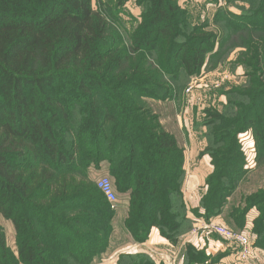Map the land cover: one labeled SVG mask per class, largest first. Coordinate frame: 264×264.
Instances as JSON below:
<instances>
[{"label": "trees", "instance_id": "obj_1", "mask_svg": "<svg viewBox=\"0 0 264 264\" xmlns=\"http://www.w3.org/2000/svg\"><path fill=\"white\" fill-rule=\"evenodd\" d=\"M136 1L143 3L141 22L126 41L102 0L96 8L92 0H0V215L15 231L12 249L0 225V264L101 259L116 205L90 169L104 165L113 189L127 194L123 229L133 241L144 242L155 227L174 243L194 224L188 212L207 222L222 216L247 172L240 133L252 131L257 161L264 159V0L242 14L218 10L214 22H224L226 35L191 26L176 0ZM233 35L244 51L253 46L242 59L249 84L228 104L234 114H210L212 170L199 205L189 209L183 148L146 98L176 97L218 52V41ZM255 207L251 245L264 250V189L227 219L246 233ZM183 255L182 264L223 257L210 259L190 244ZM116 264L162 263L136 252L120 254Z\"/></svg>", "mask_w": 264, "mask_h": 264}, {"label": "rangeland", "instance_id": "obj_2", "mask_svg": "<svg viewBox=\"0 0 264 264\" xmlns=\"http://www.w3.org/2000/svg\"><path fill=\"white\" fill-rule=\"evenodd\" d=\"M102 1L108 3L114 9L118 17V21H114L116 22L115 24L118 32L126 41L129 40V33L141 22L140 15L143 13V3L139 4L136 0ZM176 1L180 7L185 10L187 21L191 26L201 27L202 30L212 32L215 35H219V29H223L226 35L225 32H227V30L224 22H214L217 11L228 10L231 13L242 14L257 6L260 0ZM92 4L93 7L96 8V0H92ZM255 37H257V35ZM250 49L247 51H250ZM214 50H218L216 53L217 55L215 54L208 60L207 66L206 64L203 65L199 74L189 77L187 85L179 91L176 97L164 101L146 98L147 106H149L153 112L159 114L162 125L169 132L177 136L181 144H183L185 156L190 153L191 145L189 143L193 141L194 149L197 152V156L194 157V159L205 158L209 160V163L211 158L206 153V150L210 143L208 134L210 126L207 124L210 120V114L215 112L224 115L234 114L233 112H236L237 108L235 106L230 108L228 104L234 101L236 90L246 87L249 84V76L247 75L249 68H247L242 60L243 53H247V51H244V47L240 46V40L237 35H233V37L228 40L225 38V40L220 41V43L218 41V45L215 46ZM246 102V98H241V105ZM186 129L189 133L186 132ZM188 134H192L190 140ZM238 139L245 157L247 172L238 188L231 193L228 204L221 217L212 218L207 222L203 218L194 217L188 212L194 224L191 229L184 234L186 240H189V242L186 241L182 246L180 245L177 248L178 257L181 259L184 256L183 254L188 244L194 245L199 251H204L206 257L208 256L210 259L214 256L217 257L218 254L221 253L223 257L220 258L216 264H249V259L254 258L252 252V257L247 261L241 259L236 254V245L217 235L213 229L208 226V224L212 222L213 224L226 227L230 226L238 230L237 227L227 219L229 210L232 207L244 206L245 197L264 189V159L257 161L259 156L255 147V139L252 131L246 130L240 133ZM102 176L109 177L110 181L113 180L107 173L105 166L101 167L100 170L90 169V177L94 182ZM203 191H205V189ZM115 193L117 195V202L115 204L116 214L114 217L115 231L113 232L109 249L101 258L108 254L110 255L111 250H116L127 242V238L120 231L122 228H117L116 226L120 224L119 221H121L122 215H124V205L125 202L128 201V196L127 194H119L116 191ZM252 214L253 217H251ZM258 214L259 211L257 207H255L246 215L243 230L246 231L251 240L255 237L252 233L253 223ZM0 225L3 227L7 244L14 249L15 231L13 224L0 215ZM118 231L121 233L118 234ZM190 237H192V242H190ZM173 244L175 245V242ZM255 249L256 248H254V250ZM258 250L264 252L261 248H258ZM100 260L101 259L97 261Z\"/></svg>", "mask_w": 264, "mask_h": 264}, {"label": "crops", "instance_id": "obj_3", "mask_svg": "<svg viewBox=\"0 0 264 264\" xmlns=\"http://www.w3.org/2000/svg\"><path fill=\"white\" fill-rule=\"evenodd\" d=\"M192 4V3H191ZM186 132L189 133V131ZM190 136V137H189ZM192 134H188L189 140ZM179 145L184 149L183 144L179 141L178 137L176 136ZM191 151L190 153L185 156L184 152V164L183 168L185 170V178L183 179L181 191L182 197L187 205V207L195 208L199 205V201L201 198L204 187V180L206 176L211 172L212 167L209 163V160L205 158H198L194 159L197 156V152L194 149L193 141H190ZM196 161V162H195ZM104 166V165H103ZM128 202V201H127ZM127 202L124 205V215H122L120 224L116 226L117 228H122L120 231L124 234L127 238V242L123 245L118 247L116 250H111V254L108 256H104L101 258L100 261H96L93 264H116L117 259L120 254H127V253H136V252H143L148 254L154 261L157 263L162 264H182V259L178 257L177 248L178 246H182L186 241V237L181 235L178 240L173 242L164 238L157 228L153 227L148 235V238L141 243L135 242L131 239L128 233L125 232L123 229V221L127 214ZM192 214V213H191ZM193 215V214H192ZM253 217V214L252 216ZM115 231V230H114ZM118 231V234L121 233ZM190 242H192V237H190ZM123 242V241H122ZM175 254V255H174ZM180 256V254H179ZM253 259H249V264H264V252L259 251L258 249H253Z\"/></svg>", "mask_w": 264, "mask_h": 264}, {"label": "built area", "instance_id": "obj_4", "mask_svg": "<svg viewBox=\"0 0 264 264\" xmlns=\"http://www.w3.org/2000/svg\"><path fill=\"white\" fill-rule=\"evenodd\" d=\"M97 186L104 194L109 203L114 207L117 202V195L113 189L112 183L107 176H102L97 180ZM208 226L213 229V231L222 237L223 239L229 241L230 243L236 245V254L243 260H248L252 257V252L254 247L251 245V240L247 233L240 230H235L223 225H217L210 222Z\"/></svg>", "mask_w": 264, "mask_h": 264}]
</instances>
